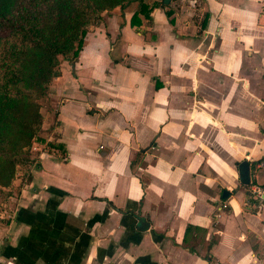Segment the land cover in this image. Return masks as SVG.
<instances>
[{"label":"crops","instance_id":"crops-1","mask_svg":"<svg viewBox=\"0 0 264 264\" xmlns=\"http://www.w3.org/2000/svg\"><path fill=\"white\" fill-rule=\"evenodd\" d=\"M104 13L52 80L0 209V264H264V0ZM227 192L223 197V192Z\"/></svg>","mask_w":264,"mask_h":264},{"label":"trees","instance_id":"trees-1","mask_svg":"<svg viewBox=\"0 0 264 264\" xmlns=\"http://www.w3.org/2000/svg\"><path fill=\"white\" fill-rule=\"evenodd\" d=\"M130 5L136 27L162 0H0V209L17 195L18 167L35 162L34 147L66 155L63 144L41 137V109L61 63L77 61L88 29L104 13ZM163 9L172 22L170 4Z\"/></svg>","mask_w":264,"mask_h":264},{"label":"built area","instance_id":"built-area-1","mask_svg":"<svg viewBox=\"0 0 264 264\" xmlns=\"http://www.w3.org/2000/svg\"><path fill=\"white\" fill-rule=\"evenodd\" d=\"M259 172L262 174V176L264 177V157L258 162L257 167H256ZM252 193L256 196L263 197L264 198V188H260V187H255L252 190Z\"/></svg>","mask_w":264,"mask_h":264},{"label":"water","instance_id":"water-1","mask_svg":"<svg viewBox=\"0 0 264 264\" xmlns=\"http://www.w3.org/2000/svg\"><path fill=\"white\" fill-rule=\"evenodd\" d=\"M172 1L174 0H162V6H168ZM227 194V192H223V197H226L225 195Z\"/></svg>","mask_w":264,"mask_h":264},{"label":"rangeland","instance_id":"rangeland-1","mask_svg":"<svg viewBox=\"0 0 264 264\" xmlns=\"http://www.w3.org/2000/svg\"><path fill=\"white\" fill-rule=\"evenodd\" d=\"M47 103V101L46 102H44V105ZM4 205V204H3Z\"/></svg>","mask_w":264,"mask_h":264}]
</instances>
